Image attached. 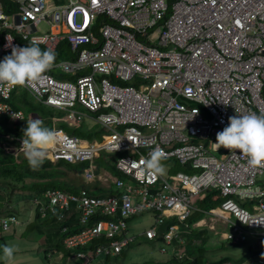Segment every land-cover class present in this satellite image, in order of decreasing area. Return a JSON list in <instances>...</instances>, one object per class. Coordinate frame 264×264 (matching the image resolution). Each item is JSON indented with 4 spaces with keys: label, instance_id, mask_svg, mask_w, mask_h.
I'll use <instances>...</instances> for the list:
<instances>
[{
    "label": "built area",
    "instance_id": "obj_1",
    "mask_svg": "<svg viewBox=\"0 0 264 264\" xmlns=\"http://www.w3.org/2000/svg\"><path fill=\"white\" fill-rule=\"evenodd\" d=\"M29 44L54 51L65 44L69 57L29 86H0V116L25 119L8 103L20 87L69 123L90 118L100 138L54 128L52 160L88 162L79 173L87 183L99 178L100 157L118 173L104 194L53 189L47 202L35 200L42 215L59 209L78 217L80 229L63 238L72 259L59 264H88L137 237L154 239L168 218L184 224L201 211L197 197L213 191L222 201L203 213L229 227L223 238L264 246V168L214 145L229 117L264 115V0H0V61ZM24 138H15L19 151ZM157 148L183 169L145 170L141 160ZM144 213L153 214L151 225L133 234L128 220ZM178 223L164 232L160 253L184 243ZM17 224L14 215L0 217L2 231Z\"/></svg>",
    "mask_w": 264,
    "mask_h": 264
},
{
    "label": "trees",
    "instance_id": "obj_2",
    "mask_svg": "<svg viewBox=\"0 0 264 264\" xmlns=\"http://www.w3.org/2000/svg\"><path fill=\"white\" fill-rule=\"evenodd\" d=\"M56 60L57 59H64L69 57V49L67 45L62 44L58 51H55ZM15 91H13L12 95ZM8 102L13 106L15 109L22 108L23 103L20 102L16 104L15 99L13 100L10 98ZM3 117H0V119H4L2 121L8 120L7 117H4L5 115H2ZM52 116L51 113L46 114L45 117L49 119V117ZM26 128H13L12 130L3 129L0 127V134H5V136H12V137H18L23 136L24 137V130ZM2 145H5L3 141L0 140V190L2 187L4 188L5 185L10 186L13 185L14 182H21L22 185L20 186L21 189H28V194L32 193L35 195L33 198V203L35 205L34 208V219L32 222L28 223L29 230L34 232V238H37L39 236H43V234L53 233L55 236L59 235V240L57 242H51L48 248L43 251L45 260H48L49 255L53 253V250L61 251L62 252V260L63 263L64 260L68 261L69 257L72 255L73 252L71 250H68L63 245V238L65 235H68L69 233H74L80 229V224L78 222V217L76 216V212L73 210H69L70 212H65L59 209H56L54 212L46 211L45 215H42L39 211V205L40 203H36L35 200L39 202H47L45 193L47 190H53V189H59L65 192L70 193H79L82 188H87L86 186L82 187H71L68 186L62 182H58L55 180H50V178L55 176H61L64 175V173L67 170H77V172L83 171L88 165V162L80 163V164H73L69 162L61 161V165L64 166L63 170H59L52 166V163L50 161H44L42 167L37 170H33L28 165V162L26 159H23L21 162L17 163L16 160L20 157V154L13 155L11 153H7L4 151V147ZM177 163V162H176ZM178 164V163H177ZM183 169L181 165L178 164V168H175L174 171ZM26 178H35L33 181L29 183H25L24 180ZM37 179H41L42 181H35ZM12 180V181H8ZM30 188V189H29ZM12 190V188H11ZM31 190V191H30ZM12 193V192H11ZM31 194V195H32ZM3 197L0 195V217H5L9 215H14L17 217L15 211L11 209L9 205V198L7 197L8 193L2 194ZM22 195V194H21ZM32 195V196H33ZM29 196V195H27ZM16 197V196H15ZM21 198V197H20ZM222 201V197L218 195L217 191H213L210 193H207L204 197H202L199 200L198 207L201 211H194L186 220L184 224H179L177 219L175 217L167 219L164 221L162 225L158 227L157 230V237L154 239H147L143 237H137L136 240H134L128 247H124L118 254L116 255H107V256H94L90 260L88 264H104L105 261L109 262L110 264H135L134 262H128L130 260V251L131 248L137 244L141 245L144 242L149 243L151 247L156 246H162L164 240H163V234L168 229L169 225L173 223H178L180 226V236L184 238V234H188L187 241L185 243H173L172 245L167 246L169 249L166 253H161V256H163L162 259L155 258L154 256L151 257L152 264H226V263H232V264H242L244 259L246 257L237 259L235 261L231 260L232 258L230 256H222L219 257L217 260L211 259V256L206 253V249L203 248V245L206 243L207 240H209L208 237V231L204 229L203 231L197 232L195 231V228L192 227L194 222L198 220L199 218L204 216L203 210H209L211 208H216L219 206L220 202ZM251 202L242 203L243 206L247 207L250 205ZM66 226L67 230L62 231V228ZM6 236H3L0 234V248L2 251V246L5 245V238ZM50 240V239H49ZM185 240V238H184ZM197 241V242H196ZM34 243V240H33ZM201 244V246H200ZM92 247V245H90ZM50 248V249H49ZM224 248V246H222ZM173 250V252L171 251ZM177 251H180L182 254L181 257L177 256ZM52 252V253H50ZM72 258L70 257V260ZM103 259V261H102ZM95 261H98L97 263H94ZM148 263V261L142 262V264ZM53 264H59L58 262H53ZM141 264V263H139Z\"/></svg>",
    "mask_w": 264,
    "mask_h": 264
},
{
    "label": "clouds",
    "instance_id": "obj_3",
    "mask_svg": "<svg viewBox=\"0 0 264 264\" xmlns=\"http://www.w3.org/2000/svg\"><path fill=\"white\" fill-rule=\"evenodd\" d=\"M56 53L52 49L41 50L34 44L26 47H13L11 54L0 61V86L9 89L24 87L39 81L55 64ZM22 146L28 165L33 170L39 169L47 159V153L57 141V132L44 125L40 118L27 122ZM217 149L223 147L229 151L238 150L247 156V163L253 168H264V115L250 113L229 117L228 125L216 134ZM167 159L163 149H154L149 158L142 159L141 165L154 175L163 176L167 168L162 163ZM65 161V160H59ZM67 162V161H65ZM18 247L15 244L2 246V259L5 264H12Z\"/></svg>",
    "mask_w": 264,
    "mask_h": 264
},
{
    "label": "rangeland",
    "instance_id": "obj_4",
    "mask_svg": "<svg viewBox=\"0 0 264 264\" xmlns=\"http://www.w3.org/2000/svg\"><path fill=\"white\" fill-rule=\"evenodd\" d=\"M43 26H44L43 24H40L41 28H43ZM29 105L35 106V99L31 96H29L28 105L25 106V108L27 109L26 111H28ZM200 108L203 111L202 107ZM86 119L90 120V118H86ZM2 120L4 119H0V127L3 129L12 130L13 128L27 127V123L20 125H12L8 123L7 120L6 121H2ZM62 127L65 129L66 126L62 125ZM79 135L82 136V134ZM11 137L12 136H5V134H0V140L3 141L4 144L13 147H18L17 142L14 140L13 137L12 138ZM11 150H12L11 154L13 156L14 150L13 149ZM112 160L114 159L112 158ZM95 162L99 166L105 165L104 161H103L104 164H101L100 162L98 163V159H96ZM162 163L165 165L167 170L168 167H172L174 169L178 168V164L170 159L164 160L162 161ZM174 172L175 171H171L169 173L167 172L166 174L171 175ZM8 181H12V180H8ZM26 181H30V180L27 179ZM21 185H22L21 182H14L13 185L12 184L10 186L5 185L4 188L2 187V189L0 190V195L2 197H3L2 194L8 193L7 197L9 198V205H10L8 207H11V209L15 211L20 221L19 225L17 224L16 226H13L9 230L2 231L0 229V234L6 236L5 238L7 239H5V244H15L18 247V251L15 253V259L13 260L12 264H43L45 260L43 251L44 249L48 248V246L51 244L48 241H51L52 243L57 242L59 240V235L55 236L53 233L52 234L48 233V235L43 234V236L34 238L35 237L34 232L30 231L28 226V223L32 222L34 219L33 215L32 216L30 215L32 209V203H33V200L31 201V196L33 195L32 194L33 192L28 194L29 190L28 189L26 190V188L24 190L21 189L20 188ZM0 207H2L3 209L2 205ZM151 217L152 215L148 213L131 217L128 220L129 230L133 234H137L145 227L151 225ZM219 225L220 224H218L217 228L215 227V229H212L209 228L212 226V224L207 221V227L209 228L210 231L207 232L209 240H207L206 243L203 245L204 249L207 248L206 253L211 256V259H215V260L225 255L230 256L232 258L231 260L233 261L246 257L243 261V264H249L250 259H248L247 254L250 253L251 250H249L245 246V243H233L231 240L224 239L222 233L225 231H229V227L226 224H222V226ZM222 246H224V248H222ZM0 255H2L1 248H0ZM152 256L158 259L163 258V256H161L160 253V246L158 245L153 248L149 245V243L143 241L141 245L137 244L131 248L130 251L131 258L130 260H128V262H134L135 264H139V263L142 264V262L148 261V263H144V264H152L151 262ZM255 258L256 257H254V260ZM61 260H62V252L54 249L53 253L50 255V258H48L46 262H48L49 264H53V262H61ZM73 261H76V259H73ZM97 262L98 261H95L94 263ZM0 264H5V262L2 259H0ZM104 264H110V263L105 261Z\"/></svg>",
    "mask_w": 264,
    "mask_h": 264
},
{
    "label": "crops",
    "instance_id": "obj_5",
    "mask_svg": "<svg viewBox=\"0 0 264 264\" xmlns=\"http://www.w3.org/2000/svg\"><path fill=\"white\" fill-rule=\"evenodd\" d=\"M12 96H13V100L15 99L16 104H18L20 102L23 103L22 108L15 109L13 106L12 107L15 110H22L24 112V114H25V119L23 121H17V120L12 119L11 117L4 116V117H7V119H8L7 122L12 124V125L26 124L31 119L40 118V119H42L44 121V125L46 127H48L49 129H51V130H54V128H61L64 132H66L68 134L75 135L76 137H79V138H85L88 141L92 140L93 138H97V139L100 138V132L102 130H100L98 125H97V123H95L91 119L90 120L83 119L80 122L69 123L65 119H63V117L61 115V111L59 109H56L54 107H50L48 105H45V104L37 101L32 95H30L27 91H25L24 89H22L20 87H18L15 90L14 94L11 95V98H12ZM29 96H31V97H33L35 99V106L29 105L28 111H26L27 109L25 108V106L28 105ZM8 100H10V99H8ZM79 110L84 111L83 108H79ZM49 113H51L52 116H50L49 119H48L47 117H45V115L49 114ZM85 113H87V112H85ZM87 115H90V114L87 113ZM0 117H3V116H0ZM62 125L66 126L65 129L62 127ZM23 128H26V127H23ZM79 134H82V136H80ZM18 137H23V136H18ZM13 138L15 140L16 137H13ZM17 144H18V142H17ZM2 146L4 147L3 148L4 151L7 152V153L8 152L12 153L11 149H13L14 150V153H13L14 155L17 156V154H20V159L18 158L16 160V162L19 163L23 159H26L25 154H24V150L19 151L18 147H13V146H10V145H7V144L2 145ZM217 153H219V154H217ZM215 155L222 156L223 152L221 150H218V151L215 152ZM47 160L52 163L53 167H55V168H57L59 170H63L64 169V166L60 164V163H62L61 161H59V160L58 161H53L52 160L49 150H48V153H47V159L45 161H47ZM103 161H104V157L98 158V163L100 162L101 164H104ZM97 166H98V168L96 169V171L98 172L99 178L95 179V180H93L91 182H88V183L83 180V178L81 177L79 172H77V170H75V168H74V170H67L64 173V175L52 177V178H50V180L52 179V180H55V181H58V182H62L64 184H66L68 186H71V187H74V188L75 187H82V186H86L87 188L91 187L93 189V193L94 194H104V189L106 191H108V192L111 190V183L108 181V179L109 178H113L115 176H118V173H117V171L115 170L114 167H112L111 165L108 164V162L105 163V165H100V166L97 165ZM172 171H174V168H172ZM27 179H29L30 181H26ZM34 179L33 178H26L25 179V183H29V182L33 181ZM35 181H42V180L41 179H37ZM205 195L206 194H202L201 196L197 197V199H196V204L197 205L199 203V200L202 197H204ZM34 196L35 195L31 196V201L33 200L32 197H34ZM245 202L248 205L249 201H245ZM245 202H242V203H245ZM242 203H241V205H242ZM250 207H251V203H250L249 206H247V208H250ZM34 208H35V205L32 204V209H31L30 215L31 216L33 215V217L35 216L34 215ZM217 208L218 207H216L215 209H217ZM148 214H151L153 216L152 213H148ZM224 215L227 216L228 214L224 213ZM170 218H173V217H170ZM170 218H168V219H170ZM151 221H152V217H151ZM207 221L212 224V226L209 227V228H212V229H215V227L217 228L218 224H220L219 226H222V224H225L224 222L221 223L220 220L217 221V219H214L213 217L204 215L203 217H201L198 220H196L194 222V224L192 225V227L195 228L196 233L200 232V231H203L204 229H206L207 231H210L209 228L207 227ZM19 224H20V221H19ZM202 226H204V227H202ZM226 232L227 231L223 232L222 235L225 234ZM187 235L188 234H184L183 235V236H185L184 237L185 240L183 238L184 243H185V241H187V237H189ZM245 246L248 248L246 243H245ZM167 249H169V248L167 247ZM44 250H46V249H44ZM247 256H248V259H250V260L254 259V257H256V258L259 257V256L260 257H264V246H262V247H260V248H258L256 250H251V252L248 253Z\"/></svg>",
    "mask_w": 264,
    "mask_h": 264
}]
</instances>
